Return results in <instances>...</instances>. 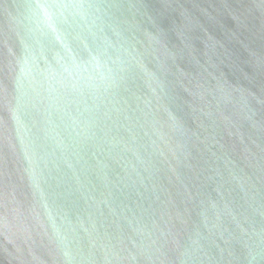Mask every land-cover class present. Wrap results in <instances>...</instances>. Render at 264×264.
Here are the masks:
<instances>
[{
  "label": "water",
  "instance_id": "water-1",
  "mask_svg": "<svg viewBox=\"0 0 264 264\" xmlns=\"http://www.w3.org/2000/svg\"><path fill=\"white\" fill-rule=\"evenodd\" d=\"M0 264H264V0H0Z\"/></svg>",
  "mask_w": 264,
  "mask_h": 264
}]
</instances>
